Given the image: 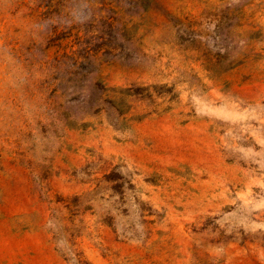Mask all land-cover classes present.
Masks as SVG:
<instances>
[{"label":"rangeland","instance_id":"374dc122","mask_svg":"<svg viewBox=\"0 0 264 264\" xmlns=\"http://www.w3.org/2000/svg\"><path fill=\"white\" fill-rule=\"evenodd\" d=\"M0 264H264V0H0Z\"/></svg>","mask_w":264,"mask_h":264}]
</instances>
